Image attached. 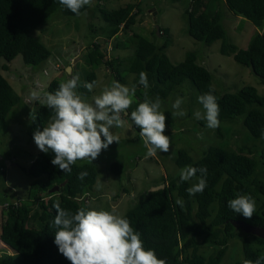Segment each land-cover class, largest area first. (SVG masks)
I'll return each mask as SVG.
<instances>
[{"label": "trees", "instance_id": "16d2710c", "mask_svg": "<svg viewBox=\"0 0 264 264\" xmlns=\"http://www.w3.org/2000/svg\"><path fill=\"white\" fill-rule=\"evenodd\" d=\"M100 1L97 0L94 8L85 6L81 9V13L88 9L89 12H96L104 22L102 29L99 28L102 35L96 34L90 27L93 34L90 36L93 37L82 59L89 67L105 66L114 80L120 83L124 82L117 70L119 66L134 76L131 86L136 85V100L128 109L129 114L144 100L145 95L153 100L158 96L162 106L167 98L179 93L182 83L188 80L198 97L213 91L220 105V122L242 120L243 127L261 144L258 160H264V96L259 95L251 86L237 92L219 94L211 86V73L198 63L194 51L187 52L181 62L173 64L166 55L167 43L160 46L132 33L131 28L141 12L139 4L107 9ZM188 1V8L184 11L188 36L207 46L221 41L220 53L232 56L237 64L251 68L260 83L264 84V0H208L207 5L205 0ZM221 4L233 15L246 19L256 28L244 49L226 41ZM55 12L65 17L78 16L62 6L59 0H0V59L10 62L20 55L23 63L29 67L45 61L50 52L32 33ZM122 33L130 34L132 53L126 59L118 56L109 60L105 44L96 40L104 39L108 42ZM114 48L123 51L129 49L126 43L117 42ZM2 69L7 70L8 66L3 65ZM141 72L147 74V88L139 84ZM83 74L86 82L96 80L92 71ZM73 75L79 76L75 71ZM60 83L58 79H52L47 91L55 92ZM19 101V96L0 74V123L7 118L12 108L19 105ZM51 115L46 107L38 106L31 130L32 138L37 129L43 130ZM165 115L168 126L173 123L174 117L170 112H165ZM126 117L130 119V115ZM136 130L139 133V129ZM53 154L51 151L42 152L31 161L27 172L35 180L29 185L23 201L18 200L13 204L0 202V206L7 204L1 208L3 221L0 226V242L13 252L1 256L0 264H70L54 244L55 229L51 227L56 215L54 205L59 204L61 208L72 212L80 207L88 208L84 198L95 184L96 167L88 163H76L72 165L71 172H62L52 165ZM174 164L180 170L186 165L205 168L207 187L204 191L190 196L186 189L192 180L181 182L179 174L166 177L162 179L163 189L147 193L145 200L124 214L132 227L141 233L145 247L154 249L166 264H220L228 242L242 232L236 230L231 221L242 220L264 228V201H260L261 204L250 219L227 207V201L235 198L237 193L251 195L255 201L260 196L264 197V180L252 177L257 160L246 155L242 149L233 151L210 145L197 159H193L185 149H179ZM121 169L118 161L111 166L115 174ZM81 172L88 173L83 180L78 179ZM55 186H59L58 190L50 193L49 190ZM79 197L83 199L79 200ZM178 198L184 201L183 207L175 203ZM244 234L250 236L252 241L246 237L243 239L242 259L233 264H243L245 259L256 260L264 255V240ZM203 245L215 247L207 258L198 254Z\"/></svg>", "mask_w": 264, "mask_h": 264}, {"label": "rangeland", "instance_id": "374dc122", "mask_svg": "<svg viewBox=\"0 0 264 264\" xmlns=\"http://www.w3.org/2000/svg\"><path fill=\"white\" fill-rule=\"evenodd\" d=\"M96 2L97 0H92L91 6H88L89 9L97 6ZM100 2L107 9L139 4L141 12L131 28L132 33L160 46L167 43L166 55L173 64L181 62L187 52L194 51L197 54L198 63L211 73V86L219 94L237 92L246 86H251L259 95L264 96V84L260 83V79L251 68L239 65L232 56L220 53L221 41H215L207 46L188 36L184 14L189 5L188 0H101ZM205 3L207 5L208 0H205ZM212 8L211 5L210 9ZM89 9L73 17H65L55 12L32 33V36L50 52V56L38 66H26L20 55L10 62L0 59V74L20 98L19 105L12 108L7 118L0 123L1 203L7 201L13 204L18 200L23 201L28 193L29 185L35 180L27 170L33 158L42 153L31 137L33 121L36 120V112L41 104L39 100L32 98L31 93L36 91L42 96L44 92H48L47 86L52 79L64 82L70 79L71 75L74 76L73 71H75L80 78L78 91H83L91 102L94 95H98L105 86L115 81L110 70L105 66L89 67L83 62L82 56L93 37L90 36L93 35L90 27L96 31V34L102 35L99 28L102 29L104 26L99 15L96 12H89ZM224 10L222 9L226 41L244 49L256 28L246 19ZM226 13L231 17L225 16ZM156 26L160 30L159 35L156 34ZM128 34L122 33L108 42L104 39L96 41L105 44L109 60L118 56L126 59L133 49L129 39L130 34ZM116 42L126 43L129 49L116 50L114 48ZM3 65H7L8 69H2ZM68 66L72 68L71 74L66 73ZM117 70L124 82L121 84L131 87L134 76L125 71L123 66H119ZM87 71H92L96 75L95 87L91 92L83 86L86 82L83 72ZM177 97L183 99L181 107L186 115L173 116V123L166 126L168 133L165 135L171 138L169 152H158L154 157H146L147 149L139 133L131 120L125 116L127 125L112 129L113 134L118 137V143L113 142L106 150H102L92 163L86 160L76 162L88 163L96 167L95 184L92 191L84 198L88 209H110L115 205L124 215L128 209L145 200L152 188L164 185L162 179L178 176L180 169L175 166L174 159L179 149H185L193 159H197L210 145L233 151L242 149L246 155L257 160V167L252 177L264 180V160H258L261 144L243 127L241 119L232 123L220 122L215 129L207 128L206 121L197 120L194 116L197 110L203 111V109L198 102L196 90L188 80L182 83L179 93L171 95L161 106L164 114L165 112L173 113L172 104ZM115 161H118L122 167L118 174L111 170ZM194 182V180L190 181V187ZM260 201H264V197L260 196L259 200L255 201L256 208L261 204ZM1 210L0 207V226L3 221ZM245 237L252 241L250 236L241 232L228 242L226 253L220 264H233L242 259V242ZM214 250L213 246L203 245L198 254L207 258ZM6 253L13 252L0 242V257Z\"/></svg>", "mask_w": 264, "mask_h": 264}, {"label": "clouds", "instance_id": "9594fccd", "mask_svg": "<svg viewBox=\"0 0 264 264\" xmlns=\"http://www.w3.org/2000/svg\"><path fill=\"white\" fill-rule=\"evenodd\" d=\"M59 3L71 13L80 15L82 8L91 6L92 0H59ZM139 84L144 88L149 86L145 72L140 73ZM83 86L91 92L95 81L85 82ZM79 87L80 78L75 75L61 82L55 92H44L42 96L36 91L31 93L34 100H39L52 113L43 130L37 129L33 133V140L41 152L54 153L52 165L62 172H71L77 161L92 163L102 150L113 142L118 143L112 129L125 127L128 122L123 117L129 115L132 125L139 129L147 149L146 157L169 152L171 138L165 135L167 116L161 111L162 101L158 96L153 100L145 95L129 114L128 109L135 102L136 85L129 87L113 81L94 95L91 102L78 91ZM198 102L203 111L197 110L195 118L206 121L209 129L217 128L220 105L213 91L201 94ZM182 104L183 99L177 97L172 104L173 116L186 115ZM87 175V172H81L78 179L83 180ZM206 176L205 168L191 165L179 172L181 182L195 181L186 189L190 196L204 191ZM175 203L180 207L184 205L179 198ZM54 207L56 215L51 225L55 229L54 244L70 264H166L154 249L145 247L141 233L115 205L110 209L80 207L75 212L61 208L59 204ZM227 207L250 219L256 211V202L251 195L237 193L235 198L227 201ZM243 264H264V255L256 260L245 259Z\"/></svg>", "mask_w": 264, "mask_h": 264}, {"label": "water", "instance_id": "95a60500", "mask_svg": "<svg viewBox=\"0 0 264 264\" xmlns=\"http://www.w3.org/2000/svg\"><path fill=\"white\" fill-rule=\"evenodd\" d=\"M155 29H156V34L159 35L160 32H159L158 26H156ZM71 69L72 68L70 66L66 67V73L71 74L70 73ZM71 76H70V78H71ZM63 185H64V183L61 184V186H63ZM58 188H59V186H55L52 189H50L49 192L50 193L55 192L58 190ZM163 188H164V185H161L160 187L152 188L150 193L157 191L159 189H163ZM231 224L236 230H240L246 234H251L253 236H256V237L264 240V228L251 225V224H249L245 221H242V220H233V221H231Z\"/></svg>", "mask_w": 264, "mask_h": 264}, {"label": "crops", "instance_id": "0c3cea01", "mask_svg": "<svg viewBox=\"0 0 264 264\" xmlns=\"http://www.w3.org/2000/svg\"><path fill=\"white\" fill-rule=\"evenodd\" d=\"M220 8L223 9V10L225 9V8L222 7V4H221ZM215 10H216V9H215ZM224 11H225V10H224ZM223 13H224V12H223ZM223 15H224V14H223ZM226 15H227L228 17H231L228 13H226L225 16H226ZM223 19H224V17H223Z\"/></svg>", "mask_w": 264, "mask_h": 264}, {"label": "built area", "instance_id": "2783aa9c", "mask_svg": "<svg viewBox=\"0 0 264 264\" xmlns=\"http://www.w3.org/2000/svg\"><path fill=\"white\" fill-rule=\"evenodd\" d=\"M78 199L81 200L82 198H78ZM6 206H7V204L5 203V204L1 205L0 207L3 208V207H6Z\"/></svg>", "mask_w": 264, "mask_h": 264}]
</instances>
